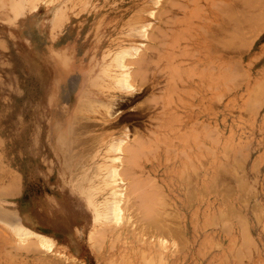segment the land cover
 I'll return each mask as SVG.
<instances>
[{
    "label": "rangeland",
    "instance_id": "374dc122",
    "mask_svg": "<svg viewBox=\"0 0 264 264\" xmlns=\"http://www.w3.org/2000/svg\"><path fill=\"white\" fill-rule=\"evenodd\" d=\"M248 1L0 0V264H264Z\"/></svg>",
    "mask_w": 264,
    "mask_h": 264
},
{
    "label": "bare ground",
    "instance_id": "6f19581e",
    "mask_svg": "<svg viewBox=\"0 0 264 264\" xmlns=\"http://www.w3.org/2000/svg\"><path fill=\"white\" fill-rule=\"evenodd\" d=\"M246 1H248V0H246ZM257 1V0H256ZM243 2H245V1H243ZM249 2V1H248ZM262 2V1H261ZM247 3V2H246ZM254 3V2H253ZM260 3V2H259ZM246 5H248V4H245V6ZM251 8H252V6H251ZM253 8H255V7H253ZM260 8V7H259ZM264 10V9H263ZM224 11V10H223ZM226 11V10H225ZM229 12H230V10H229ZM232 12H233V9H232ZM254 12H256V11H254ZM263 12V11H262ZM221 13H222V15H223V12L221 11ZM242 13V12H241ZM264 13V12H263ZM228 14V13H227ZM227 14L225 13V15H226V18H227ZM231 15L230 16H232V13H230ZM244 14V13H243ZM261 14V13H260ZM234 15H235V13H234ZM240 15V14H239ZM241 16V15H240ZM244 16V15H243ZM229 17V16H228ZM233 17V16H232ZM231 17V18H232ZM236 17V16H235ZM252 17V16H251ZM225 18V19H226ZM237 18V17H236ZM239 18V17H238ZM252 18H254V17H252ZM251 19V18H250ZM232 21H233V19H231ZM244 20H246V18L244 17ZM249 20V19H248ZM256 20V19H255ZM259 20V19H258ZM238 21H239V19H238ZM238 21H236V22H238ZM243 21V20H242ZM252 22H253V20H251ZM225 22V21H224ZM238 23H243V22H238ZM244 23H245V21H244ZM254 23V22H253ZM236 24L237 23H235L234 22V25H235V27H236ZM256 24V23H255ZM230 25V24H229ZM243 26H244V24H242ZM255 26V25H254ZM258 26V25H257ZM237 29H240V27L239 26H237L236 27ZM236 28H234V29H236ZM236 29V30H237ZM227 32V31H226ZM224 33V32H223ZM235 33H236V31H235ZM239 33V32H238ZM230 34V33H229ZM240 34H241V32H240ZM229 38V37H228ZM235 39V38H234ZM239 39V38H238ZM230 40V39H229ZM230 43V42H229ZM232 43V42H231ZM123 54H125V53H123ZM119 56H121V55H119ZM122 59V58H121ZM122 61V60H121ZM132 62V61H131ZM136 62V61H135ZM133 63V62H132ZM124 63H122L121 62V64H120V66L124 69L125 68V66L123 65ZM120 67V68H121ZM119 68V69H120ZM107 71V70H106ZM107 73H108V71H107ZM130 73V72H129ZM128 74V73H127ZM127 74H124V77L122 78V83H124L126 86H127V83H128V80H127ZM131 74V73H130ZM130 74H129V76H130ZM122 75V74H121ZM123 76V75H122ZM111 77V76H110ZM120 78V77H119ZM130 78H131V76H130ZM118 80V79H117ZM132 80V79H131ZM118 81H120V80H118ZM131 82V81H130ZM120 83V82H119ZM131 84V83H130ZM130 84H128V87H129V85ZM115 87H116V85H115ZM119 87V86H118ZM127 87V88H128ZM123 88H125V87H123ZM63 141V140H62ZM135 144V143H134ZM138 146V145H137ZM132 148V147H131ZM133 149V148H132ZM134 149H135V147H134ZM129 151L131 150V149H128ZM134 150H132L130 153H129V155L130 154H132L133 156L135 155L134 153ZM132 155H130V156H132ZM127 158V157H126ZM129 160V157H128V159H127V161ZM131 161H133L134 160V157H133V160L132 159H130ZM129 160V161H130ZM112 162V161H111ZM128 163V162H127ZM130 166V165H129ZM131 168V167H130ZM128 170V169H127ZM112 171V170H111ZM129 172V171H128ZM128 172H127V174H128ZM107 173V172H106ZM130 173V172H129ZM118 174H120V173H118ZM118 174H117V171L115 170V169H113V171H112V180H114V182H115V179L114 178H116L117 176H118ZM134 181H136V180H134ZM133 181V182H134ZM130 183V182H129ZM135 183V182H134ZM139 184V183H138ZM137 184V185H138ZM141 184V183H140ZM134 185V184H133ZM132 186V185H131ZM135 186H136V184H135ZM140 186V185H139ZM104 187V186H103ZM134 187V186H133ZM132 187V190L133 191H135L136 189H134ZM141 187V186H140ZM130 188V187H129ZM94 188H92V189H90V190H93ZM132 190L130 191V194H131V192H132ZM137 191V190H136ZM94 192V191H93ZM127 192V191H126ZM125 192V193H126ZM90 194L92 193V191H90L89 192ZM133 193H135V192H133ZM132 193V194H133ZM107 194V193H106ZM127 194H128V192H127ZM142 194V193H141ZM123 195H124V193H122V191H120L119 190V187H117V189L115 190V192H113V194H112V196L113 197H111L112 199H106L103 203H101V204H94V203H90L92 206H93V209H94V212H95V217H100V215H101V212H110V214H111V218H112V220H113V222H117V221H119V218H120V215H121V206H120V202L123 200ZM126 195V194H125ZM124 195V196H125ZM102 197V196H101ZM94 198V197H93ZM110 198V197H109ZM125 198V197H124ZM100 199V198H99ZM142 199H146V198H142ZM140 200V199H139ZM92 201V200H91ZM88 202H90V201H88ZM137 202V201H136ZM143 203V202H142ZM145 203V202H144ZM143 203V204H144ZM89 204V205H90ZM142 204V205H143ZM146 204V203H145ZM148 209H150V208H148ZM146 212H147V209H146ZM152 212H150L149 213V215L151 214ZM148 215V216H149ZM152 215V214H151ZM4 217V216H3ZM153 220V219H152ZM155 221V220H154ZM153 222V221H152ZM146 223V222H145ZM157 227H159V226H157ZM19 230V229H18ZM161 230V229H160ZM20 232H18L19 233V235H18V240H22V237L23 236H29L28 235V233L26 232V231H22V230H19ZM156 231V230H155ZM15 233V232H14ZM16 235V234H15ZM38 236V235H37ZM158 236V235H157ZM164 236V235H163ZM15 237H17V236H15ZM39 237V240L41 241L40 243H44V241H43V239H45L46 237H42V236H38ZM161 244V243H160ZM159 244V245H160ZM162 245V244H161ZM148 255V254H147ZM156 255V254H155ZM154 259H155V257H154ZM152 262V261H151Z\"/></svg>",
    "mask_w": 264,
    "mask_h": 264
}]
</instances>
